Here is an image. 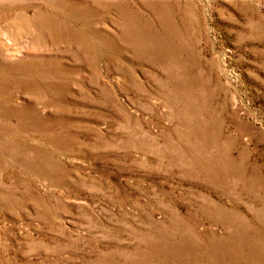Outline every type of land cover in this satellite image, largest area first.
I'll list each match as a JSON object with an SVG mask.
<instances>
[{"label":"rangeland","instance_id":"rangeland-1","mask_svg":"<svg viewBox=\"0 0 264 264\" xmlns=\"http://www.w3.org/2000/svg\"><path fill=\"white\" fill-rule=\"evenodd\" d=\"M255 209L264 0H0V264H247Z\"/></svg>","mask_w":264,"mask_h":264},{"label":"bare ground","instance_id":"bare-ground-1","mask_svg":"<svg viewBox=\"0 0 264 264\" xmlns=\"http://www.w3.org/2000/svg\"><path fill=\"white\" fill-rule=\"evenodd\" d=\"M127 18V17H126ZM47 19H50V18H45L44 20H47ZM130 21V22H129ZM127 25H129L127 28H131L130 30H127L125 32V36H126V41H128L130 44L132 45H136L138 46V49L140 51V45L143 44V43H151V35L149 34H142V30L139 29V28H136V27H131L132 25V22H131V19L130 20H127ZM124 32V31H123ZM79 35L77 34V37ZM78 39H82L83 41V37L80 38L78 37ZM170 52H171V48H167ZM167 51V52H169ZM165 61L168 63V64H174L175 66V62H174V58L173 56H171L169 54V57L166 56V58H164ZM24 67H22L23 69ZM38 69V68H37ZM180 88V86H175L174 89L176 91V96L179 97V98H182L181 95H180V90L178 89ZM52 90L53 87H48L47 90ZM56 90V89H55ZM54 91V90H53ZM191 99V97H190ZM161 101H163L164 105L167 106V104L170 102L168 99H162L160 98ZM192 102V101H190ZM192 131V129H191ZM201 140V139H200ZM132 141V140H131ZM174 161V160H173ZM184 166V165H183ZM203 169H206L207 171H210L214 174H219L218 171H221L220 170V167H213L212 164L211 165H207V164H204L203 166ZM206 170H204L205 173H208ZM52 181V180H51ZM246 187V185H245ZM249 188L251 189H256V185L255 184H250L248 186ZM204 201H205V205L203 207L200 208V211L202 213H212V214H215L216 216L220 217L219 219L220 220V224L222 225L223 228L225 229H229V231L231 232L232 230H236V229H239L241 227L244 226V223L242 222L241 219H239L236 215V213L234 214L233 212L231 211H228V214L227 213H224L223 210H221L220 208L218 207H215V206H211L212 204L209 203V201L205 198H202ZM219 209V210H218ZM223 211V212H221ZM249 212L252 214L253 216V219L254 221L263 226V223H264V220H263V214L261 213L260 214V211L255 209V210H249ZM262 215L261 217L259 215ZM222 217V218H221ZM215 219V218H214ZM264 232V231H262ZM260 243H261V246H264V239L263 237L261 238L260 240ZM150 244V243H149ZM214 244V243H213ZM182 245V244H181ZM214 248L216 250H219L220 247H215ZM192 249V248H191ZM183 248L181 247L180 249V253H182L181 257L178 259V260H175L176 261V264H189V258H187V255L184 254L183 252ZM193 252V251H192ZM264 252H259L257 254H253L251 255V257H240L241 259L243 260H246L247 261V264H264ZM242 253H236L237 256H240ZM191 255H194V254H191ZM199 255V254H198ZM259 255V256H258ZM263 255V256H262ZM209 256V255H208ZM191 257V256H190ZM194 258V256H193ZM192 258V259H193ZM210 258V257H209ZM191 259V260H192ZM209 261L213 264H224L222 260H219V259H216L214 258L212 255H211V259H209ZM198 262V261H197ZM171 264V263H170Z\"/></svg>","mask_w":264,"mask_h":264}]
</instances>
